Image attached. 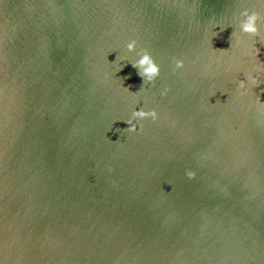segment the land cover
<instances>
[{
    "label": "water",
    "instance_id": "water-1",
    "mask_svg": "<svg viewBox=\"0 0 264 264\" xmlns=\"http://www.w3.org/2000/svg\"><path fill=\"white\" fill-rule=\"evenodd\" d=\"M245 10L264 36V0H0V264H264Z\"/></svg>",
    "mask_w": 264,
    "mask_h": 264
},
{
    "label": "clouds",
    "instance_id": "clouds-1",
    "mask_svg": "<svg viewBox=\"0 0 264 264\" xmlns=\"http://www.w3.org/2000/svg\"><path fill=\"white\" fill-rule=\"evenodd\" d=\"M241 16L243 19L239 23V32L241 35H248L253 38H258L259 43L264 45V36L261 35L260 30L257 26L258 21L261 20V16L256 13L252 12L249 13L247 10L243 11L241 13ZM225 29H221L220 31H224ZM218 35V33H217ZM235 35L234 32H232L230 40L232 36ZM137 42L135 40L129 42L127 44V50L129 52H134L136 50ZM220 51H224L226 49H217ZM259 53V49L255 46V56L257 57ZM139 56V59L132 64V66L137 69V74L138 76L142 79L143 83H150L154 84L156 79L160 75V68L154 61L153 57L151 54L145 49L142 50L140 53L137 54ZM184 67V62L182 60H175V68L176 69H181ZM259 70V69H258ZM123 80H127L130 78V74L128 76L122 77ZM249 84L252 85L253 88L258 87L261 84V81L256 77L253 76L250 73H245V79L240 80L238 82V88L239 89H246ZM127 90L131 88V85L125 87ZM130 91V90H129ZM264 91V89H262ZM166 94V92L164 93ZM258 103L264 105V103L260 102L259 96H258ZM151 118L153 121L158 119V113L155 110L151 111H145L143 109L141 110H135L132 113V117L125 121L128 125L126 128L128 132H136L138 128V123L137 121H142L145 119ZM187 176L189 179H192L195 177V173L192 171L187 172Z\"/></svg>",
    "mask_w": 264,
    "mask_h": 264
}]
</instances>
